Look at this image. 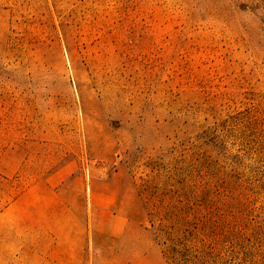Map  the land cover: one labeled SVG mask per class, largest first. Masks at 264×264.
<instances>
[{
	"label": "rangeland",
	"instance_id": "374dc122",
	"mask_svg": "<svg viewBox=\"0 0 264 264\" xmlns=\"http://www.w3.org/2000/svg\"><path fill=\"white\" fill-rule=\"evenodd\" d=\"M264 264V0H0V264Z\"/></svg>",
	"mask_w": 264,
	"mask_h": 264
},
{
	"label": "trees",
	"instance_id": "16d2710c",
	"mask_svg": "<svg viewBox=\"0 0 264 264\" xmlns=\"http://www.w3.org/2000/svg\"><path fill=\"white\" fill-rule=\"evenodd\" d=\"M154 234L158 242L162 245V252L168 264H188L184 257L185 249L178 247L181 242L174 239L171 227H164L161 223L155 227Z\"/></svg>",
	"mask_w": 264,
	"mask_h": 264
}]
</instances>
